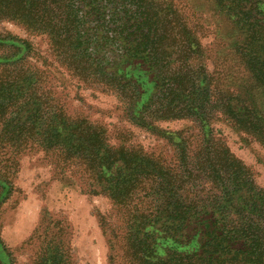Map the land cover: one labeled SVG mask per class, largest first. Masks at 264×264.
<instances>
[{"label":"trees","instance_id":"16d2710c","mask_svg":"<svg viewBox=\"0 0 264 264\" xmlns=\"http://www.w3.org/2000/svg\"><path fill=\"white\" fill-rule=\"evenodd\" d=\"M210 2L230 29H216L211 72L201 17L181 2L0 0V21L46 36L67 74L114 97L130 125L174 144L167 166L111 144L100 124L55 112L25 66L29 45L0 37V48L10 50L0 53V142L19 154L34 138L66 168H81L84 193L108 198L126 215L127 264H264V190L211 134L222 119L264 146V0ZM182 120L201 132L192 150L181 134L158 128ZM0 187L8 190L1 179ZM0 264H12L1 241ZM35 264L68 262L62 246L49 242Z\"/></svg>","mask_w":264,"mask_h":264},{"label":"rangeland","instance_id":"374dc122","mask_svg":"<svg viewBox=\"0 0 264 264\" xmlns=\"http://www.w3.org/2000/svg\"><path fill=\"white\" fill-rule=\"evenodd\" d=\"M173 1L181 2L190 16L201 17V44L207 50L208 71H213V54L219 49L216 29L218 35H224L229 32V25L215 14L210 0ZM8 36L29 45L25 66L37 73L38 93L44 95L52 110L104 126L113 145L140 150L158 157L167 166L175 162L172 142L130 125L114 97L84 86L59 67L46 36L2 20L0 37ZM1 52L7 55L10 50L0 48ZM158 128L181 134L189 140L191 150L201 141V132L191 120L162 122ZM211 134L249 170L255 185L264 190V146L222 119L211 124ZM32 139L29 138L32 145L19 154L0 142V179L8 188L3 192L0 187V241L12 264H35L40 250L49 242L62 246L68 264H110L109 257H113V264H127L121 258L125 248V213L104 196L85 194L81 168L74 164L66 168L57 152L37 148ZM105 228L107 235L103 233Z\"/></svg>","mask_w":264,"mask_h":264}]
</instances>
